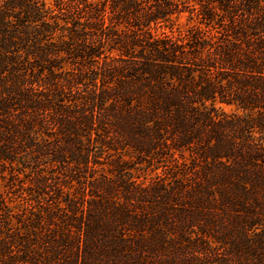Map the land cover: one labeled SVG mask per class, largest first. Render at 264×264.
I'll use <instances>...</instances> for the list:
<instances>
[{
	"label": "trees",
	"instance_id": "trees-1",
	"mask_svg": "<svg viewBox=\"0 0 264 264\" xmlns=\"http://www.w3.org/2000/svg\"><path fill=\"white\" fill-rule=\"evenodd\" d=\"M0 264H264V0H0Z\"/></svg>",
	"mask_w": 264,
	"mask_h": 264
},
{
	"label": "rangeland",
	"instance_id": "rangeland-1",
	"mask_svg": "<svg viewBox=\"0 0 264 264\" xmlns=\"http://www.w3.org/2000/svg\"><path fill=\"white\" fill-rule=\"evenodd\" d=\"M181 21H184V18H182ZM223 108L227 112H230L232 110L231 107H228V106H223Z\"/></svg>",
	"mask_w": 264,
	"mask_h": 264
}]
</instances>
